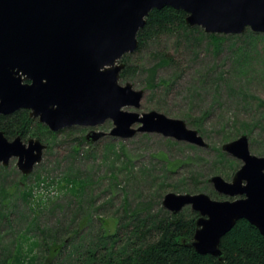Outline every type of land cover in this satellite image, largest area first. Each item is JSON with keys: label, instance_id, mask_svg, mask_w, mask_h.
Wrapping results in <instances>:
<instances>
[{"label": "water", "instance_id": "1", "mask_svg": "<svg viewBox=\"0 0 264 264\" xmlns=\"http://www.w3.org/2000/svg\"><path fill=\"white\" fill-rule=\"evenodd\" d=\"M164 7L183 11L186 26L206 34L241 35L246 29L264 34V0H0V115L24 109L51 132L95 128L111 120L108 135L114 138L155 133L207 149L184 120L154 110H122L138 109L144 94L131 83L119 85L122 58L136 51L137 33L149 12ZM104 135L91 130L85 140L91 144ZM47 148L37 138L9 141L0 131V165L16 159L23 177ZM221 150L242 165L230 181L215 175L207 183L233 200L170 192L161 202L172 220L186 206L196 212L194 234L184 245L220 261L221 238L239 220L264 239V154L250 153L246 135L224 143Z\"/></svg>", "mask_w": 264, "mask_h": 264}, {"label": "rangeland", "instance_id": "2", "mask_svg": "<svg viewBox=\"0 0 264 264\" xmlns=\"http://www.w3.org/2000/svg\"><path fill=\"white\" fill-rule=\"evenodd\" d=\"M248 32L253 33L246 29L241 35H223L233 38L223 41L218 51L205 38L187 45L178 44L173 36H163L122 58L127 65L136 66L137 72L127 81L119 79V85L128 82L134 90L144 92L138 109L122 110L139 114L154 110L184 120L188 128L195 130L191 123L198 119L197 130L207 149L155 133H136L125 140L114 138L108 135L113 127L111 120L95 128L74 126L47 136L41 129L36 130L48 148L24 181L20 180L16 159L5 168L0 165V188L6 190L5 205H0L5 207L8 219L0 222V264L13 249L9 242L14 234L35 218L43 228L63 227L82 208L92 220L91 227L84 226L80 233L86 229L96 234L99 226L112 234L119 219L128 217L129 211L140 209L142 216L160 215L165 210L161 206L163 196L170 192L204 193L212 200H233L217 193L207 180L215 175L231 180L242 162L223 152L221 146L241 135L248 137L252 155L264 154V34L253 33L260 35L253 40ZM162 53L171 56L174 63L158 68L149 86L148 71L158 62L157 54ZM31 126L37 127L35 123ZM91 130L105 135L89 144L85 136ZM29 138L36 137L29 135L23 142ZM169 161L182 164L171 171L167 168ZM68 173L69 177L89 179L82 198L49 184ZM23 192L32 193L33 205L24 202ZM39 200L45 208L38 212L34 203L39 204ZM181 212L189 215L194 211L186 206ZM126 230L120 228V233Z\"/></svg>", "mask_w": 264, "mask_h": 264}, {"label": "trees", "instance_id": "3", "mask_svg": "<svg viewBox=\"0 0 264 264\" xmlns=\"http://www.w3.org/2000/svg\"><path fill=\"white\" fill-rule=\"evenodd\" d=\"M185 17L183 11L170 7L151 10L145 18L144 26L137 33L138 47L135 52L163 36H173L178 44L182 42L187 45L201 42L205 38L215 51L220 49V45L227 38H233V36L206 34L199 27L189 28L185 24ZM248 36L255 40L260 35L248 32ZM157 59L158 62L148 71L149 86H152L158 68L174 63V59L166 53L157 54ZM136 72V66L125 63L124 69L120 72V80L131 79ZM161 83L168 86L167 82L161 81ZM193 122L191 124L197 130L200 124L198 119L197 122L195 120ZM32 123L37 127L33 128ZM39 129L46 136L53 134L36 119L30 118L26 110L17 111L9 116L0 115V131L8 140L16 137L25 140L29 135H33L42 142L43 137L36 133ZM219 153L223 157V154ZM161 158L166 160L164 154ZM230 162L232 164L233 161ZM167 163V168L171 171L182 164L181 161ZM69 174L51 180L49 184L71 191L76 198H82L85 187L90 183L89 179L83 181L77 177H69ZM111 177L114 178L115 175ZM25 179L26 177H20L21 181ZM38 180L42 179L38 178ZM16 186L18 187L19 184ZM5 195L6 190L0 188L2 205L6 202ZM22 196L24 202L29 206L33 205L30 201L33 200L31 192H23ZM80 201L83 203L82 200ZM38 203L34 205L39 212L45 208V204L42 200ZM2 205H0V222L4 219L8 220L3 212L5 207ZM81 212L82 208H78L73 219L63 227L59 225L43 228L36 224V218L26 222L23 229L15 233L13 240L9 242L13 249L2 260V264H264V239L258 230L245 220H239L221 238L220 250L223 259L220 261L209 255L197 254L191 247L184 245V241L190 240L194 234L195 220L198 217L196 212H189V215L181 212L175 220H172L171 215L165 210H162L160 215L146 213L142 216L141 210L136 209L129 211L127 218L119 219V224L112 234H106L99 226V232L96 234L86 229L85 232L80 233L79 229L91 225L92 220L88 213ZM120 228L127 230L122 234ZM66 248L68 250L64 251Z\"/></svg>", "mask_w": 264, "mask_h": 264}, {"label": "flooded vegetation", "instance_id": "4", "mask_svg": "<svg viewBox=\"0 0 264 264\" xmlns=\"http://www.w3.org/2000/svg\"><path fill=\"white\" fill-rule=\"evenodd\" d=\"M22 110H24V109H22ZM20 111V110H19ZM27 111V110H26ZM28 112V115H29V111H27ZM23 141V140H22Z\"/></svg>", "mask_w": 264, "mask_h": 264}]
</instances>
